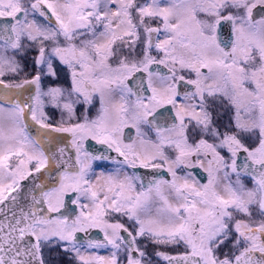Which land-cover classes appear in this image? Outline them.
Listing matches in <instances>:
<instances>
[{
  "label": "snow or ice",
  "instance_id": "obj_1",
  "mask_svg": "<svg viewBox=\"0 0 264 264\" xmlns=\"http://www.w3.org/2000/svg\"><path fill=\"white\" fill-rule=\"evenodd\" d=\"M0 264H264V0H0Z\"/></svg>",
  "mask_w": 264,
  "mask_h": 264
},
{
  "label": "flooded vegetation",
  "instance_id": "obj_2",
  "mask_svg": "<svg viewBox=\"0 0 264 264\" xmlns=\"http://www.w3.org/2000/svg\"><path fill=\"white\" fill-rule=\"evenodd\" d=\"M100 254H102V255H106L107 253L106 252H104V251H101V253Z\"/></svg>",
  "mask_w": 264,
  "mask_h": 264
},
{
  "label": "trees",
  "instance_id": "obj_3",
  "mask_svg": "<svg viewBox=\"0 0 264 264\" xmlns=\"http://www.w3.org/2000/svg\"><path fill=\"white\" fill-rule=\"evenodd\" d=\"M31 58V54H29V59Z\"/></svg>",
  "mask_w": 264,
  "mask_h": 264
}]
</instances>
